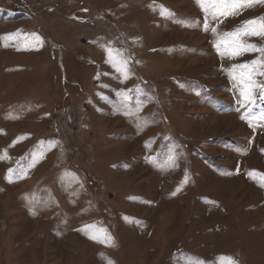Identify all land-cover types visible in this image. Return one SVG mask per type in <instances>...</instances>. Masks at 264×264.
I'll return each instance as SVG.
<instances>
[{
  "label": "rangeland",
  "instance_id": "obj_1",
  "mask_svg": "<svg viewBox=\"0 0 264 264\" xmlns=\"http://www.w3.org/2000/svg\"><path fill=\"white\" fill-rule=\"evenodd\" d=\"M204 21L196 0H0V264H264V98L241 119L229 75L258 53L221 55Z\"/></svg>",
  "mask_w": 264,
  "mask_h": 264
},
{
  "label": "snow or ice",
  "instance_id": "obj_2",
  "mask_svg": "<svg viewBox=\"0 0 264 264\" xmlns=\"http://www.w3.org/2000/svg\"><path fill=\"white\" fill-rule=\"evenodd\" d=\"M196 2L205 15L204 30H211L213 35L217 37L214 41V46L221 55L236 57L245 53H258L255 59L233 65L229 70L230 78L235 81L236 87L239 89L240 106L245 109V114L241 115V119H245L247 113L251 112L252 106L255 104L256 94L259 93L260 97L264 98V79L257 80L255 78L257 76L264 77V44L257 45L245 39V37L264 38V15L246 20L227 33H219L217 27L209 29L208 20L210 18L215 21L223 17L238 15L245 8H251L256 4H264V0H196ZM16 35V33H9L7 34V38L12 39ZM0 39H3V37H0ZM28 39L42 43L40 37L36 36V34H31ZM106 62L111 64L117 72H120L125 77L130 71L127 59L123 58L118 50L113 49L109 51ZM123 98L127 101L129 96L124 94ZM251 119H264V113ZM48 143L52 146L55 145L54 141H49ZM168 159L170 163H175L174 156H170ZM8 171L11 173L13 169H9ZM249 176H260L261 180H264V174L249 172ZM72 179L74 180L75 177H72ZM186 180L187 176L185 177V182ZM261 186L264 187V183ZM177 191H179V188H177ZM175 194V192L172 193V195ZM85 228L95 230L94 234L90 237L91 239H101L102 234L101 242L112 243V237L107 234L106 229L97 228L95 224L85 225ZM108 264H112V262L109 261ZM185 264H203V262L198 259L193 261L188 257L185 260ZM216 264H236V261L230 256L222 255L217 257Z\"/></svg>",
  "mask_w": 264,
  "mask_h": 264
}]
</instances>
